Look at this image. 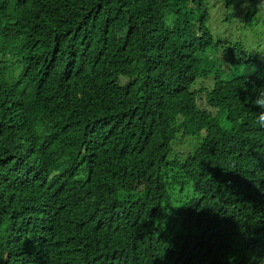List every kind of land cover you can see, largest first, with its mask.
Instances as JSON below:
<instances>
[{"label": "trees", "instance_id": "16d2710c", "mask_svg": "<svg viewBox=\"0 0 264 264\" xmlns=\"http://www.w3.org/2000/svg\"><path fill=\"white\" fill-rule=\"evenodd\" d=\"M211 5L0 0V264L261 258L264 54L218 48Z\"/></svg>", "mask_w": 264, "mask_h": 264}, {"label": "rangeland", "instance_id": "374dc122", "mask_svg": "<svg viewBox=\"0 0 264 264\" xmlns=\"http://www.w3.org/2000/svg\"><path fill=\"white\" fill-rule=\"evenodd\" d=\"M208 9V21L215 36L214 43L222 49L224 44L218 39H227L228 44L240 42L248 51L264 54V13L259 11L251 22L248 19V10L251 7L244 0H211ZM264 3V2H263ZM248 4V6H246ZM213 85V80L211 79ZM195 86H197L195 84ZM186 146H191L188 141Z\"/></svg>", "mask_w": 264, "mask_h": 264}, {"label": "clouds", "instance_id": "9594fccd", "mask_svg": "<svg viewBox=\"0 0 264 264\" xmlns=\"http://www.w3.org/2000/svg\"><path fill=\"white\" fill-rule=\"evenodd\" d=\"M263 2H264V0H260V1L256 2L254 5L256 7L263 8V6H264V3ZM251 6H253V5H251ZM246 21H248V19ZM174 22H175V16H174V14L170 13L169 14V19L167 21V27L173 28L174 27ZM241 50L244 51V52H246L248 55H251L252 54L250 51H248L244 47V45L241 48ZM256 53H259V52H256ZM226 79H227V82L221 84L220 86H216L215 80H213V85H212L211 79H209L207 83H208V85H209L210 88H213V87H216V88H225V89H230V90L234 91L233 93L230 94V97L231 98H234L236 100L239 99V98H241L242 92L246 88L243 87V86H241V85H239V84L236 85V81H235V77L234 76L232 78H226ZM107 101L110 103L111 108H112V111L114 112V107L112 106V103L114 101L111 100V99H108ZM254 104L259 109V113L256 116L255 123L259 127L264 128V88H261V89H258L257 90V94H256V98L254 100ZM50 257H51L50 259L52 260V262H54L56 260V256L53 255L52 253H51ZM251 258H252V262L250 264H264V249H263V252L261 254V258L257 259V258H255L253 256ZM257 260H259V262ZM66 263H67V260H66Z\"/></svg>", "mask_w": 264, "mask_h": 264}]
</instances>
